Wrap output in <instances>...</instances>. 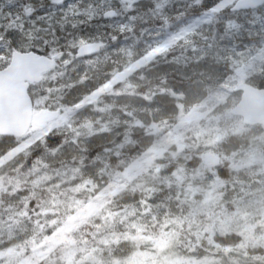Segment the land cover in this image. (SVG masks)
I'll return each instance as SVG.
<instances>
[{"label":"trees","instance_id":"16d2710c","mask_svg":"<svg viewBox=\"0 0 264 264\" xmlns=\"http://www.w3.org/2000/svg\"><path fill=\"white\" fill-rule=\"evenodd\" d=\"M223 1L129 0L123 5L120 0H71L56 6L52 0H0V70L9 65L14 50L59 55L58 66L32 98L37 107L74 112L73 128L52 133L32 146L19 173L33 175L44 167L47 176L62 179L66 186L46 190L26 184L28 189L18 199L13 200L14 195L0 198V251L13 244L17 250L29 251L53 233L54 228L24 224L6 242L9 224L16 218L20 221L15 213L6 212L12 206L26 210L21 199L29 197L40 200L30 203L34 204L31 209L54 205L59 209L68 203L85 209L82 225L75 231L79 248L72 250L80 259L94 253L118 263L139 251L137 240L143 237H170L172 246L188 256L214 252L217 264L264 258V213L257 212L264 207V172L257 165L235 168L227 159L247 147L253 133L264 126H246L244 131L196 145L190 141L193 150L187 151L188 160L172 153L176 123L184 108L190 110L193 100L209 97L240 57L255 54L264 44V6L253 11H218ZM108 9L117 12L115 19H104ZM205 16L208 20L202 22ZM73 41L105 42L107 47L89 59L75 60ZM154 55L147 67L128 74L146 83L125 93L126 78L113 84L115 94H100L94 104L81 106L130 63ZM177 61L187 64L185 76L180 72L183 65L177 69ZM251 84L264 89V68ZM191 85H195L191 87L195 99L187 92ZM17 143L0 137V152L10 151ZM210 150L221 162L203 169V156ZM154 151L160 156L149 166L147 160ZM40 170L41 182L44 170ZM105 181L111 185V194L107 201L98 196L100 204L92 208L85 207L92 196L70 190L81 183ZM210 186L224 194L223 203L208 201ZM100 205L98 214L91 213ZM223 209L240 210L230 224L247 218L253 228L221 227L227 220ZM64 251L39 264H65Z\"/></svg>","mask_w":264,"mask_h":264},{"label":"rangeland","instance_id":"374dc122","mask_svg":"<svg viewBox=\"0 0 264 264\" xmlns=\"http://www.w3.org/2000/svg\"><path fill=\"white\" fill-rule=\"evenodd\" d=\"M128 1L129 0H120L123 5H126ZM238 1L239 0H224L217 10L222 11L232 9ZM203 18V20H201L202 22L208 20V16ZM193 28L194 26H192L191 29ZM82 44L83 42L81 41H73V46H75V48ZM153 58H155V55L130 63L125 72L114 78L115 82L123 81L127 78L124 82V86L122 87V89H125V93L134 90L136 84L146 83V80L140 78V80L137 81L132 78V75L128 76V74L147 67ZM174 60L172 59L171 61ZM176 64L177 69L180 68V65H183L184 68H181L180 72L183 76H185L186 74L184 71H187V64L180 61H177ZM263 68L264 44L255 54L253 53L251 56L240 57L233 65L232 72L226 77L221 87L212 92L209 97L204 99H195L196 93L195 91H191V87L195 85H191L187 88V92L193 96L192 98L195 100L192 101L194 104H192V108L190 110L184 108V115L182 116L181 121L176 123L178 135L173 139L176 143V148L172 151L175 158L188 160L189 155L187 151L193 150L192 143L196 145L200 142H206L209 138L221 139L226 134L246 130L244 128L246 126L242 120H230L229 117L231 110L241 98V94L235 93V90L241 83L253 82V77L260 75L263 72ZM153 88H155V86H153L152 89ZM148 90L151 92L150 88H148ZM195 90L198 91L199 88L197 87ZM109 91H112V87L110 85L103 88L99 94H94L93 97L89 98L91 101L84 102L82 105L80 103L79 105L83 106L84 104H94L98 100L97 98L100 94H106ZM70 111L66 110L65 112H62L59 120L45 129L33 128L29 136L24 141H21L15 148L6 154L0 152V196L2 184L13 187L15 191L13 194V200L18 199L20 197L18 194L23 193L28 189L27 185L34 184L37 187H42L46 190H57L66 186V184L63 186L62 179H57L49 174V176H47V173L45 172L47 169L44 170V167L36 169L33 175H22L19 173L22 169L21 166L25 163V158L29 153V149L32 146L44 140L49 134H55L61 131L66 132L71 129V117L74 116V112ZM157 131L159 132V130ZM254 133L250 138V142L247 147L241 149L227 159H230L235 168L242 169L257 165L259 169L264 172V129L261 132ZM190 141H192V143H190ZM153 155L154 157L152 159L149 157L147 160V164L149 166L155 165L157 163L155 157L160 156L157 151H154ZM202 162L204 165L203 169H205L207 166L219 164L221 160L210 150L204 154ZM40 169L44 170L41 182L37 175L38 171H41ZM66 175L75 178V175L73 174ZM63 176L65 181V174H63ZM21 180H23L24 183H22ZM211 188L213 190L209 194L210 196L208 197V201H212V203H223L225 200L224 194L217 193L215 186H212ZM6 190L7 188L4 189V191ZM70 190L78 191V195L87 197L92 196L93 200L85 205V207L92 208L93 206L100 204L97 198L98 196L103 197L104 201H107V196L111 194V185H109L106 181L102 184L100 182H85L79 184L77 188ZM29 194H32V192ZM63 195L60 197L62 198ZM21 201L27 204L26 210H21L18 206H12V210L6 212V215L15 213L20 217L19 220L22 221V223H20V221L16 222L15 220L18 219L16 218L14 219V222L12 221V223L9 224L10 233H8L6 242H10L12 239L11 234H13L15 228L23 227L24 224L39 226L41 229L45 230L54 228V231L52 234L47 235L43 239L42 244L39 247H32L29 251H25L23 249L17 250L15 244H13L9 250H3V252L1 250L0 264H39L40 261L47 260L50 256L60 254L61 251L64 250L65 251L61 258L65 261V264H217L218 257L216 253L212 252V254H210L203 251V253L198 256L200 252L197 251V248L196 251L198 252V255H184L172 246L170 237L167 239L156 237H150L148 239L143 237L138 239L139 251L137 253H133L132 256H128L125 259L118 261V263L110 261L109 256H96L94 253H90L88 257L80 259V257H77L76 253L72 250H77L79 248L80 242L75 235V231L80 228L82 220L86 215V211L83 207H81V205H72L71 203H68V206L64 204L59 209L54 208L56 205L52 208L43 209L39 206L31 209L30 205L34 204L30 203H38L40 200L24 197ZM100 209L101 205L95 210L92 209L91 213L94 212L95 214H98ZM225 210L226 209H223V213L227 220L221 224V227L235 228V230H250L253 228V222L247 218L242 220L239 218L240 221H238L237 224H230L229 222L232 221L233 215L240 216L238 215L240 210H233L230 212ZM257 212L264 213V207H260ZM261 220L264 224V216ZM261 243L264 245V241ZM241 264H264V258L253 262H242Z\"/></svg>","mask_w":264,"mask_h":264},{"label":"water","instance_id":"95a60500","mask_svg":"<svg viewBox=\"0 0 264 264\" xmlns=\"http://www.w3.org/2000/svg\"><path fill=\"white\" fill-rule=\"evenodd\" d=\"M62 4L67 0H62ZM264 5V0H240L235 11L256 9ZM115 17L111 11L105 16ZM103 44H86L77 50V58L98 53ZM55 58H48L34 52H14L11 64L0 71V134L20 138L25 136L34 121L41 128L59 117V112L41 111L33 115L32 102L28 95L30 84L40 83L43 74L52 70ZM237 91H242L240 102L232 114L242 117L247 125H264V90L242 84Z\"/></svg>","mask_w":264,"mask_h":264},{"label":"snow or ice","instance_id":"6c2138e0","mask_svg":"<svg viewBox=\"0 0 264 264\" xmlns=\"http://www.w3.org/2000/svg\"><path fill=\"white\" fill-rule=\"evenodd\" d=\"M55 3H61L62 0H54Z\"/></svg>","mask_w":264,"mask_h":264}]
</instances>
